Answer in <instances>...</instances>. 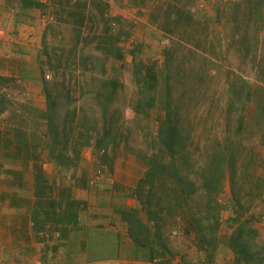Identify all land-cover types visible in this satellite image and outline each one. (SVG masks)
<instances>
[{"label":"rangeland","instance_id":"rangeland-1","mask_svg":"<svg viewBox=\"0 0 264 264\" xmlns=\"http://www.w3.org/2000/svg\"><path fill=\"white\" fill-rule=\"evenodd\" d=\"M105 1L120 59L107 57L102 48V6L90 4L97 14L96 34L88 19L78 23L66 12L60 21L53 18L61 7H77L76 0H43L39 12L24 14L31 21L24 27L31 28L24 31L27 43L11 46L13 55L9 51L0 60V152L8 141L13 148L15 128H21L31 149L50 155L51 136H45L41 116L47 106L45 82L54 97L55 122L60 124L67 111L72 119L75 112V124L83 119L89 136L77 168H58L60 179L86 164L94 178L109 168L112 157L130 161L157 151L169 99L168 105L176 107L169 108L172 121L179 120L190 157L187 168L194 173L208 172L211 156L221 155V146L235 141L233 163L242 161L247 172L244 181L236 182L244 204L238 208L243 238L253 255L251 264H264V187L261 194L253 188L259 180L251 174L264 177V0H204L202 5L197 0ZM153 69L158 76L154 90L147 78ZM109 78L119 82L112 93L104 86ZM230 85L237 90L228 108ZM239 116L244 119L240 127ZM227 171L216 196L220 242L213 257L195 233L167 217L161 231L168 250L150 236L155 250L164 254L159 264H244L235 261L229 242L239 222L231 219V208L238 205L231 200ZM84 178L76 175L79 182ZM6 195L11 192L1 189L0 196ZM138 210L146 221L140 205Z\"/></svg>","mask_w":264,"mask_h":264},{"label":"trees","instance_id":"trees-1","mask_svg":"<svg viewBox=\"0 0 264 264\" xmlns=\"http://www.w3.org/2000/svg\"><path fill=\"white\" fill-rule=\"evenodd\" d=\"M23 4L31 6H39L43 9L44 3L37 0H22ZM90 2V3H89ZM77 7H61L59 10L53 11L55 21H60L62 12L75 18V22L82 23L85 19L90 21V29L96 34L98 28L97 14L93 12L91 5L102 6L101 14L104 16L105 30L98 34L103 45V50L107 57L122 58V50L118 43L117 34L113 32L112 25L109 23L112 16L108 14V3L105 0H76ZM91 4V5H90ZM114 19V18H113ZM147 78L152 80L151 88L154 90L158 84V76L156 71H147ZM45 82L44 92L46 95V108L42 111V118L46 119L45 136H51L48 143L50 147L49 156L44 157L38 151L31 149V145L23 134V129L15 128L17 143L10 145V141L4 144V151L0 152L2 157H12L22 159L26 166L30 162L33 163L34 169L38 172L37 182H44L42 164L54 161L58 168L76 169L81 159L82 148L89 143V136L85 133L84 120L80 118L75 124L76 115L73 112V118L70 119L68 111L64 116L60 117L61 122L56 123L54 120V97L47 88ZM119 82L115 78H109L104 81V86L115 92ZM230 93L228 96V108L233 105V97L236 94V87L230 85ZM169 99H166L164 109L167 110L165 118L159 129V139L161 147L157 151H153L148 155L139 156L140 161L144 165L143 174L139 177L133 190V195L137 199L140 210L145 214L146 221L139 215L138 208H129L121 211L122 218L128 224V234L131 240L140 246H148L151 249L153 258H157L159 264V255L153 247L150 240L152 235L164 250H168L165 240L163 239L162 228L167 217H173L174 224L179 226L187 233H195L198 242L203 250L206 251L209 258L213 257V253L220 242L219 226H220V207L216 196L223 188L224 180L229 174L232 198L231 200L238 205L237 208H231V219L239 222L232 237L230 238V247L235 253V261L244 264L252 263V254L249 251L248 242L243 238V224L240 222V210L244 206L240 198V186L238 180L246 177V166L241 161L233 163V157L236 149L235 141L226 143L221 146V155L211 156V168L208 172H195L188 169L189 155L185 144L180 135L179 120L175 123L172 121L169 108L175 109V106L168 105ZM0 112H2L0 110ZM243 117L239 116V127L243 124ZM82 127V128H81ZM189 136V135H188ZM190 137V136H189ZM188 137V138H189ZM0 139V145L2 144ZM252 153V151H250ZM205 170L203 166L200 171ZM193 174V175H192ZM259 183L253 184V188L261 190L264 187V177L257 176L252 170L251 173ZM20 178V174H17ZM256 182V181H255ZM40 192H45L44 184L38 186ZM264 191V189H263ZM262 191V192H263ZM69 189H63L62 196H69ZM264 194V192H263ZM201 196V202L196 199ZM48 206L52 207L53 202L49 200ZM80 202L76 200H67L66 209L71 208L72 211H64L63 219H72L74 217L73 209L79 206ZM256 233V229H252ZM261 264V263H257Z\"/></svg>","mask_w":264,"mask_h":264},{"label":"crops","instance_id":"crops-1","mask_svg":"<svg viewBox=\"0 0 264 264\" xmlns=\"http://www.w3.org/2000/svg\"><path fill=\"white\" fill-rule=\"evenodd\" d=\"M37 7L0 0V60L10 56L11 46L27 43L24 31L31 28H24L30 21L24 14L39 12ZM86 165L75 173L85 177L79 182L72 173L57 178L58 166L43 163L41 183L32 162L25 166L22 159L0 156V190L11 192L0 196V264H157L148 246L131 240L121 216L122 210L139 207L133 190L144 171L140 159L112 157L109 168L94 178ZM41 184L44 193L38 189ZM63 189H69L68 197L61 195ZM71 199L80 205L72 219H63L64 211H72L65 207Z\"/></svg>","mask_w":264,"mask_h":264}]
</instances>
